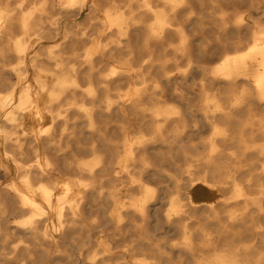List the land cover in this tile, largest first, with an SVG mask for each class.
I'll return each instance as SVG.
<instances>
[{
	"label": "bare ground",
	"instance_id": "obj_1",
	"mask_svg": "<svg viewBox=\"0 0 264 264\" xmlns=\"http://www.w3.org/2000/svg\"><path fill=\"white\" fill-rule=\"evenodd\" d=\"M155 1L0 0V263L264 264V0Z\"/></svg>",
	"mask_w": 264,
	"mask_h": 264
},
{
	"label": "rangeland",
	"instance_id": "obj_2",
	"mask_svg": "<svg viewBox=\"0 0 264 264\" xmlns=\"http://www.w3.org/2000/svg\"><path fill=\"white\" fill-rule=\"evenodd\" d=\"M35 1V2H34ZM38 0H26L23 8L24 9H30L31 6H33ZM105 1H102V3L100 4L101 7L104 5ZM11 3H15V0H11ZM34 3V4H33ZM165 0H159V1H155L154 2V6L157 8V9H160V8H165ZM104 7V6H103ZM197 8V11L199 13H205V17H204V20H208V19H211L210 16L206 15L207 12L209 13L212 9L211 8H201L199 5L196 6ZM90 13V8L88 7H85L83 8L80 12H68V13H64L66 15H64L63 13L62 14H59L57 15L59 18H60V21L59 23H62L66 25L67 23V26H70L72 24H77V26L75 27L77 31H80L81 29H85L88 31V33L91 35V34H97L98 31H99V25H98V19H94V20H89V16H86ZM101 11H98L97 15H101ZM73 14V15H72ZM69 15V16H68ZM218 14H215L214 16H217ZM71 16V17H70ZM83 16V17H82ZM66 17V18H65ZM82 17V18H81ZM142 19H143V22L145 24H148L151 22L152 20V16L151 14L149 13H145L143 14L142 16ZM210 17V18H209ZM71 18V19H69ZM81 18V19H80ZM74 19V20H73ZM66 20H70V21H67ZM76 20V21H75ZM78 20V21H77ZM87 21V22H86ZM86 22V23H85ZM91 25H90V24ZM93 24V25H92ZM98 26V27H97ZM206 26V30L205 31H202L199 33V35L203 34L204 36H206L207 39H204L203 40L206 42H213L215 40L216 37H222L221 36V31H216V30H211L210 28V25H205ZM80 27V28H79ZM90 30V31H89ZM20 30L17 29V35L20 34ZM172 42L174 44L177 43V39L172 37L171 38ZM210 40V41H209ZM199 44V43H197ZM172 46L169 47V49H172L171 48ZM206 47V46H205ZM207 48V47H206ZM219 50V48H212L211 52L209 54H206L205 56L208 57V56H212V54H214L215 52H217ZM14 77V76H12ZM26 79L24 78V80L22 79L21 82H25ZM1 90V89H0ZM170 103L174 104L175 102L174 101H171ZM175 160V159H174ZM174 160H161L159 162V165H158V169L161 170L162 173L165 174L164 177H162V179H164L165 181L163 182V184L165 185H168L170 182V179L172 177H175L177 176V174H179V163L178 161L175 160V163H174ZM150 180H153V179H150ZM152 184L153 185H156L157 182L156 181H152ZM172 189L174 190L172 184L170 187H167L166 190H165V194H166V198H165V202L168 200V197L169 196H172V195H175V191H172ZM224 195L226 196H229L231 194V192L229 190H225L223 191ZM194 197L196 200L198 201H201L203 200V197L202 195L200 194L199 190H196L194 191ZM168 209V204L165 203L163 205V208H161V214L162 216H164V213L166 212V210ZM91 211V212H90ZM86 217L92 219L94 216H96V212L94 209H91V210H86ZM90 213V214H89ZM94 215V216H93ZM198 217H201L204 215L203 212H198ZM11 216V217H10ZM10 216H8V219H9V224L11 225H17V221H23L24 219H26V217L28 216V214H26L25 216L21 217V218H17L15 215H12L10 214ZM92 216V217H91ZM99 216H101L99 214ZM15 217V218H14ZM153 217V218H152ZM154 219V220H153ZM15 220V221H14ZM12 221V222H11ZM154 221V222H153ZM15 222V223H14ZM156 222V223H155ZM149 225V227H148ZM7 227V226H6ZM147 227H148V230L150 232L151 235H153V239L156 238V241L158 240V242H161L164 247L162 249L166 250L167 253L169 254V251L166 249L168 248V246L170 244H174V243H178L181 241L182 237H181V233L178 232L176 229L174 230V228H169L167 223L164 222L163 218H161V220H158L155 218V216H151L150 217V220L147 224ZM195 229V228H194ZM153 231V232H152ZM196 243L197 244H200V239H198V237H196L195 239ZM1 247V246H0ZM9 247L10 245L7 247V251L9 250ZM91 248L88 249V246L85 247L86 249V252L85 253H82V251H77L78 253H80V261L81 263L80 264H88L90 262L89 258L87 257L88 254H93L95 253L97 250H99V246H96V245H92L90 246ZM88 253V254H87ZM12 254H9V256H11ZM100 255V254H99ZM85 258V260H84ZM184 258V262L185 264H193V257L190 255V254H186L183 256ZM87 262V263H86ZM13 264V263H10L8 262L7 260L4 261L3 263H0V264Z\"/></svg>",
	"mask_w": 264,
	"mask_h": 264
}]
</instances>
